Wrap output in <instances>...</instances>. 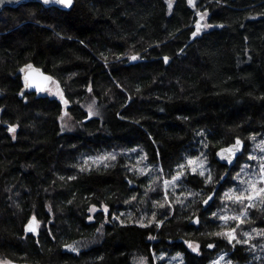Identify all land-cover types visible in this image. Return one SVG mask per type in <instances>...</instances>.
I'll use <instances>...</instances> for the list:
<instances>
[{
  "label": "trees",
  "instance_id": "16d2710c",
  "mask_svg": "<svg viewBox=\"0 0 264 264\" xmlns=\"http://www.w3.org/2000/svg\"><path fill=\"white\" fill-rule=\"evenodd\" d=\"M197 23L209 27L194 37ZM27 63L51 74L58 94L19 97L18 69ZM87 99L103 114L90 115ZM0 111V259L132 264L142 257L163 264L177 253L182 264H211L219 254L233 264H264V236L254 231L264 230V205L249 208L237 229L247 244L214 235L239 222L225 226L212 215L241 213L224 194L243 187L237 173L244 179L258 173L264 157V0L4 7ZM63 114L73 128L63 126ZM237 137L245 147L229 169L215 152ZM109 153L116 158L96 160ZM201 153L213 184L187 166ZM181 164L187 174L168 188L166 202L164 181ZM34 215L36 234L25 229ZM94 237L87 248L64 249Z\"/></svg>",
  "mask_w": 264,
  "mask_h": 264
},
{
  "label": "snow or ice",
  "instance_id": "6c2138e0",
  "mask_svg": "<svg viewBox=\"0 0 264 264\" xmlns=\"http://www.w3.org/2000/svg\"><path fill=\"white\" fill-rule=\"evenodd\" d=\"M191 3L192 0H189ZM0 3H2V0H0ZM42 3L44 5H57V6H62L66 8H71L73 5V0H42ZM169 8H171V3H169ZM204 15L206 13L201 15V19H203ZM203 27H209V25L205 24ZM201 30V25L197 23L196 25V32H193V36L195 37L197 33ZM131 60H137V56H131ZM165 62L167 63L168 58H164ZM31 65H27L24 69H21L22 72H26L27 69H31ZM27 74L25 79L27 80ZM45 80H51V77H44ZM37 87H39L37 85ZM42 90H47V89H42ZM91 90V89H89ZM61 99L64 100L63 95L61 94ZM64 103H67L66 100H64ZM89 114L90 115H97L98 113L94 112L92 107L89 106ZM10 132H15L16 129L15 127H9ZM255 139V137H252ZM205 147H207V144H205ZM261 148V151H264V141L261 142V145H259ZM242 148V141L239 137L236 138L235 142L228 147L221 148L219 152L216 153V155L223 161H226L228 163L233 162V158L236 156L238 152L241 151ZM114 154H107L102 157H97L96 160H99L101 162L107 161L109 159H115ZM250 159H256V157L250 156ZM261 164L259 166V171L258 173L252 174L249 176V178L244 179L240 173H237L236 177L234 178L235 180H238L240 184L243 186L241 188H232L228 192L224 194V199L231 201L233 204H239L242 206V211L239 215H218L217 213H213L212 215L216 217L219 220L224 221V225L226 226L229 220H234L238 221L237 225L235 227H232L231 229L227 231H222V232H217L214 233L216 236H223L227 238L228 242L231 244L233 241L236 243H243L247 244L249 243L248 240H240L237 237V229L239 228L240 224H243L246 222L245 218L248 216V210L249 208L256 207V202L259 201L261 205H264V157L260 158ZM107 166V165H105ZM187 166L190 167L191 173L193 175H199L200 177L204 178L205 184H213L216 181H214L212 171H211V166L207 162V155L205 153H201L199 156L195 158H188L187 160ZM248 166L246 165L245 168L241 169V172H245V169ZM178 168L180 171L176 173L175 176L172 177L171 181H164V188H165V201L167 202V197H168V188L172 185H175L176 182L181 179V177L185 176L187 174L186 172V166L184 164L178 165ZM83 170V169H82ZM220 179H224V177H220ZM193 193H189V195H192ZM216 195L215 189H213V192L211 195L208 196L206 200L203 201L205 205L209 203V201L213 200ZM135 199V197H133ZM179 203H183V201H178ZM158 207H164V204H158ZM170 207V205H169ZM51 210V209H49ZM95 206H93L90 211H94ZM103 211L105 213L108 212L107 206L104 207ZM118 219V217H116ZM167 218V216H165ZM91 219V217H90ZM155 214H153V220H155ZM195 223H199V218H195L194 220ZM157 226L163 223V220L156 221ZM37 225L38 221L36 219V216H32L29 223L26 225V230L30 233H36L37 232ZM143 226V225H142ZM258 235L264 236V230H255ZM244 236H250L249 233H244ZM214 245L209 244L208 247H213ZM189 247L192 248L193 251H198L199 246H193L191 242H189ZM72 251H78L77 248L71 247ZM221 260L223 257L220 258ZM0 264H11L10 261L8 262H0ZM213 264H220L219 260L214 261Z\"/></svg>",
  "mask_w": 264,
  "mask_h": 264
},
{
  "label": "water",
  "instance_id": "95a60500",
  "mask_svg": "<svg viewBox=\"0 0 264 264\" xmlns=\"http://www.w3.org/2000/svg\"><path fill=\"white\" fill-rule=\"evenodd\" d=\"M27 2H39L41 3L43 6L45 7H51L49 5H44L42 3V0H2V3H0V11L4 8V7H16L20 4H23V3H27ZM193 2V0H192ZM191 2V3H192ZM54 7H58V8H66V7H62V6H57V5H52ZM27 65H31V69H27L26 72H22L21 69H24ZM18 74L20 75V79H21V84H22V87L19 91V97H23L24 96V93L26 92H35L37 95L45 92V91H48L50 88H51V85L53 84L54 80H53V76L47 72H44L40 67L34 65L33 63H27V64H24L22 65L19 69H18ZM26 74H27V80L25 79L26 77ZM44 77H51V80H45ZM37 85L39 87H37ZM42 89H47V90H42ZM241 139V138H240ZM236 138L234 139V141H232L231 143L225 145V146H222L220 148H218L215 152V158L217 161H219L220 163H223L225 164L229 169L235 165L237 159L242 155L243 153V150H244V147H245V143L244 141L241 139L242 141V148H241V151L238 152L236 154V156L233 158V162L232 163H228L226 161H223L221 160L217 155L216 153L219 152V150L221 148H225V147H228L229 145L233 144L235 142ZM212 194V193H211ZM210 194V195H211ZM208 198V197H207ZM206 198V199H207ZM205 199V200H206ZM210 202V201H209ZM208 205V204H207ZM204 203H203V208H206V206ZM30 221V220H29ZM29 223V222H28ZM27 223V224H28ZM26 229V227H25ZM37 233V232H36ZM34 233V234H36ZM64 249L65 250H68L70 249V245L68 246H64ZM8 262V261H7ZM11 264H38V263H32V262H24V261H10Z\"/></svg>",
  "mask_w": 264,
  "mask_h": 264
},
{
  "label": "rangeland",
  "instance_id": "374dc122",
  "mask_svg": "<svg viewBox=\"0 0 264 264\" xmlns=\"http://www.w3.org/2000/svg\"><path fill=\"white\" fill-rule=\"evenodd\" d=\"M201 25V28H203V24H200ZM49 92H52V93H56L57 92V87L56 85L53 83L51 85V88L48 90ZM58 94V92H57ZM89 106L92 107L93 111L98 113L97 115H102L103 114V111H102V108L99 107L94 100L92 99H87L85 102H84V107L89 110ZM1 112V111H0ZM62 123H63V126L67 129H71L74 127V122L72 121L71 117L68 115V114H63L62 116ZM91 213H93V211H90ZM231 229V228H230ZM229 230L226 229L225 231ZM98 240V237H94V238H82V239H78L76 241H74L71 246H70V249L71 247H75L77 248L78 250H81V249H84V248H87L89 246H91L92 244H94L96 241ZM193 246H196V244H193ZM223 257V259L221 260L220 258ZM156 259H158V257H156ZM220 262V264H233L232 262L229 261V259L223 255V254H219L212 262L211 264H213L214 261H218ZM7 260H3V259H0V262H6ZM132 264H148V262L146 261L145 258H142V257H135L132 261ZM163 264H182L181 260H180V256L179 254L175 253V254H172L170 255V257L166 258L163 262Z\"/></svg>",
  "mask_w": 264,
  "mask_h": 264
},
{
  "label": "bare ground",
  "instance_id": "6f19581e",
  "mask_svg": "<svg viewBox=\"0 0 264 264\" xmlns=\"http://www.w3.org/2000/svg\"><path fill=\"white\" fill-rule=\"evenodd\" d=\"M68 246V245H67ZM7 262V261H6Z\"/></svg>",
  "mask_w": 264,
  "mask_h": 264
}]
</instances>
